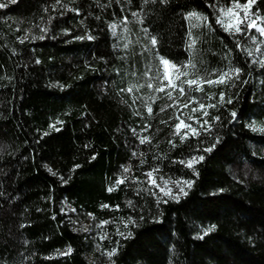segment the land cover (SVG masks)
I'll return each mask as SVG.
<instances>
[{
	"label": "trees",
	"instance_id": "obj_1",
	"mask_svg": "<svg viewBox=\"0 0 264 264\" xmlns=\"http://www.w3.org/2000/svg\"><path fill=\"white\" fill-rule=\"evenodd\" d=\"M0 2V264H264V132L250 127H264V44L249 39L264 36L225 32L217 0ZM160 57L181 71L191 60L180 80L199 75L203 91L168 88ZM220 72L232 79L207 84ZM181 120L200 134H176ZM154 169L190 181L187 195L167 200ZM71 212L93 219L90 234Z\"/></svg>",
	"mask_w": 264,
	"mask_h": 264
},
{
	"label": "snow or ice",
	"instance_id": "obj_2",
	"mask_svg": "<svg viewBox=\"0 0 264 264\" xmlns=\"http://www.w3.org/2000/svg\"><path fill=\"white\" fill-rule=\"evenodd\" d=\"M17 0H8V3H16ZM56 2L59 4L60 0H56ZM149 0H145V3H148ZM154 2V0H153ZM161 2L166 3L167 0H161ZM256 3V0H246L245 3H240L239 0H232L231 5L230 6H225L222 3V0H217L216 5H210V6H218L217 7V11H218V15L216 17V23L218 25H220L223 30L227 33L230 34H240V33H244L245 31H247L248 33H251L253 29H255V31L257 33L260 34V36H264V15H261L259 11L253 13L251 12V8L252 6ZM7 4L4 2H0V8H4L6 7ZM243 12V15L241 16L240 13ZM133 15H136V13H133ZM186 19H188L189 21L195 20V21H203L207 22L208 17L207 16H203L199 13L196 12H191L187 14ZM200 24L199 23H195V24H191V27L195 28V27H199ZM113 28V31L115 30V25L111 26ZM41 31H46V29H41ZM145 33L148 32L147 29H144ZM191 32L189 33V39L191 40V43L188 45L189 48H192L197 41L195 39H191ZM27 38V37H25ZM41 39H43V37H40ZM82 38V37H81ZM92 37H89V39H91ZM249 39L252 41V43L254 45H256V48L254 49L257 52H261V48H260V44H264V41H258L257 36L255 35H250ZM150 43L153 47H155L157 45V38L155 36H152L150 39ZM125 47H128L127 44H125ZM237 47H240L239 43H237ZM247 54L249 56L253 55V50H246ZM262 55H264V52H262ZM255 62V61H254ZM159 63L161 65L164 66V72H163V76L164 79L168 81V88H171L173 90L179 89L180 94L183 96L185 89L183 87L184 84H187L189 89L192 88L193 85H196V91H203L202 87H200L199 85L202 84L204 82L203 78L200 77L199 75H196L194 78H190V79H185V80H180L181 76L187 77L189 76V72L187 71L188 68H195V65L192 63L191 60H189L185 65H183V68L185 69L184 71H181L180 68H177L176 65L174 64H170V61L167 58H163L160 57L159 58ZM259 63L264 66V59L260 60ZM169 67L175 69L176 75L173 77L170 76L169 74ZM241 69L240 68H232L230 69V72L235 74L237 76V78L239 77V73H240ZM230 72H220L217 75V78L215 80L212 79H208L207 80V84L212 85V84H220V85H224L227 84L231 79H232V75H230ZM147 74V73H146ZM215 75V73H214ZM159 77V72L157 73V77ZM180 80V83L177 84L176 81ZM149 88H153V84L152 83H148L147 85ZM132 88H129L128 91H131ZM157 92H162L165 90V86L163 85V83L160 84V86H157L155 89ZM169 99H172L173 97V92L169 91L167 93ZM209 99H211V97H209ZM221 104L225 102V94L223 92L220 93V101ZM227 103H232L231 98H229L227 101ZM185 107H187V105H185ZM205 104L200 103L199 104V110H204L205 109ZM208 108H212V107H216L215 104H209L207 105ZM148 111L149 114H151L152 109L149 106L148 107ZM192 111L195 113L198 111L197 108H193ZM203 115L207 116L208 112L207 111H203ZM231 115L233 117L236 116V113L233 112L231 113ZM189 119H193V117H189ZM212 119L216 120L219 119V117H213ZM208 120H204L202 124H200V128L204 131H210V128L205 127L206 125H208ZM183 125L184 128L188 129V132H191L193 135H199L200 133L197 131V129L195 127H193L191 124H186L183 120H181L179 123H177L175 125L176 128V134L179 135L180 133V129L181 126ZM250 127L252 128L253 131H260V132H264V127L258 126V124L253 121L252 124L250 125ZM188 132H185L184 135H182L181 141L183 142V140L187 137ZM147 140V138H143L141 139V143H144ZM171 143V141H170ZM215 147V144L212 145V147L206 148L205 151H212V148ZM204 157L200 156V157H193L192 159L188 160L186 162V166L191 168L193 167V165L200 161L203 160ZM181 163H184L183 161H181ZM129 169L125 168L124 172H128ZM157 171V170H153L150 171L148 173H146L147 177L149 178L150 182L152 184H155L156 181L153 179V173ZM126 179V177H125ZM117 183H123V180H119L117 181ZM169 181L165 180L164 181V185L165 188L167 189L165 191V189H161V191H164L165 195H171L172 194V189L168 188ZM177 184V186L179 187L181 182L180 181H176L175 182ZM183 184L187 185L188 187L191 186V182L190 181H184L182 182ZM111 191V189H109ZM180 193L183 195H187V193L184 191V187H180ZM174 199H178V197L173 196ZM106 207V206H105ZM132 221L129 220V223H131ZM107 223V222H105ZM215 226H212L211 228L208 229V231H212L213 228ZM123 235V234H122ZM71 251V249H69V252ZM116 250L113 249L112 251L108 252L107 255L109 256V258H111V256H113L115 254Z\"/></svg>",
	"mask_w": 264,
	"mask_h": 264
},
{
	"label": "rangeland",
	"instance_id": "obj_3",
	"mask_svg": "<svg viewBox=\"0 0 264 264\" xmlns=\"http://www.w3.org/2000/svg\"><path fill=\"white\" fill-rule=\"evenodd\" d=\"M230 6V5H229ZM260 61V60H259ZM258 61V63H259ZM164 67V66H163ZM171 73V68L169 67V74ZM168 82V81H167ZM153 179L156 181L155 184H152L147 177L148 183L152 186H154L167 200L169 201H175L177 199H174L173 196L180 197L183 196V194L180 193V187H184V191H187L188 186L183 184V181H180L181 184L178 187L177 184L175 183L176 181H172L166 178L158 177L155 174H153ZM167 180L169 181L167 187L172 189V194L171 195H165L164 191H161V189H165L164 181ZM68 211H72L69 207H66ZM73 216L70 217L71 224H72V229L76 232H86V233H91L92 232V227L94 226L93 219L90 216H76L75 213L71 212Z\"/></svg>",
	"mask_w": 264,
	"mask_h": 264
}]
</instances>
